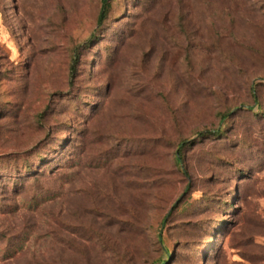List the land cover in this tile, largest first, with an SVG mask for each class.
<instances>
[{"label":"rangeland","instance_id":"obj_1","mask_svg":"<svg viewBox=\"0 0 264 264\" xmlns=\"http://www.w3.org/2000/svg\"><path fill=\"white\" fill-rule=\"evenodd\" d=\"M99 8L0 0V264H264V0Z\"/></svg>","mask_w":264,"mask_h":264},{"label":"trees","instance_id":"obj_2","mask_svg":"<svg viewBox=\"0 0 264 264\" xmlns=\"http://www.w3.org/2000/svg\"><path fill=\"white\" fill-rule=\"evenodd\" d=\"M111 0H100V8H99V12L96 18V27H100L103 25L104 21L106 20L107 17V13H108V9H109V2ZM251 112L253 110V108L250 109ZM225 115L220 114V120H219V124H221V122L224 120ZM201 137H208V136H213V135H220V129L219 130H206L204 132H200L199 134ZM182 144L180 143L177 147L176 153L174 155V161L175 164L180 167L182 165ZM161 226H163V222L161 223Z\"/></svg>","mask_w":264,"mask_h":264}]
</instances>
